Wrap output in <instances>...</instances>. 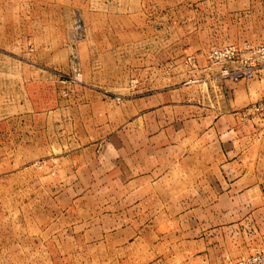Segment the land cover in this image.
<instances>
[{
    "label": "rangeland",
    "instance_id": "rangeland-1",
    "mask_svg": "<svg viewBox=\"0 0 264 264\" xmlns=\"http://www.w3.org/2000/svg\"><path fill=\"white\" fill-rule=\"evenodd\" d=\"M263 45L264 0H0V264H264Z\"/></svg>",
    "mask_w": 264,
    "mask_h": 264
},
{
    "label": "built area",
    "instance_id": "built-area-1",
    "mask_svg": "<svg viewBox=\"0 0 264 264\" xmlns=\"http://www.w3.org/2000/svg\"><path fill=\"white\" fill-rule=\"evenodd\" d=\"M256 55L262 59L263 61L261 63H258V65H253V66H248V67H243L239 69H235L231 72H229L227 69L223 70L224 76L229 77L233 81H237L240 79H251L254 77L256 74H258L260 71L264 74V45L259 46L255 49ZM233 51L232 48H229L227 50H224L222 52H217L214 51V58L215 59H224L225 57L232 55ZM264 109V104L263 103H258L254 107H252L253 112H261Z\"/></svg>",
    "mask_w": 264,
    "mask_h": 264
}]
</instances>
